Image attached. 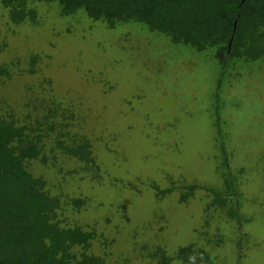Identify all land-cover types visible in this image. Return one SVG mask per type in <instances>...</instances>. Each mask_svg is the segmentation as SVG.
<instances>
[{
	"label": "rangeland",
	"instance_id": "374dc122",
	"mask_svg": "<svg viewBox=\"0 0 264 264\" xmlns=\"http://www.w3.org/2000/svg\"><path fill=\"white\" fill-rule=\"evenodd\" d=\"M38 4L36 23L14 24L0 0V66L12 73L0 78V99L26 113L27 102L51 96L73 108L76 124L85 118L74 129L91 138L98 168L57 153L33 169L55 193L88 198L84 209L70 213L72 223L96 229L90 251L106 264H161L158 245L171 256L194 243L209 254L202 264H264V172L248 175L244 160L257 154L264 170L262 64L223 66L214 48L196 50L142 23L111 28L82 9L64 15L56 1ZM33 54L40 60L30 73L23 58ZM222 69L227 74L219 84ZM236 94L254 111L249 122L241 123L245 111L230 107ZM218 103L231 172L246 167L238 178L242 195L233 198L242 224L228 216L230 203L227 210L210 205L205 189L223 185L229 172L215 158ZM191 184L200 188L181 202L182 186Z\"/></svg>",
	"mask_w": 264,
	"mask_h": 264
},
{
	"label": "trees",
	"instance_id": "16d2710c",
	"mask_svg": "<svg viewBox=\"0 0 264 264\" xmlns=\"http://www.w3.org/2000/svg\"><path fill=\"white\" fill-rule=\"evenodd\" d=\"M52 1L59 3L64 15L82 9L91 19L103 20L111 28L139 22L196 50L214 48L223 66L233 60L238 69L255 63L264 67V0H1V3L11 22L22 24L36 23L38 3ZM39 60L35 54L29 59L24 57V63L29 64L27 71L34 73ZM226 74L222 69L219 84ZM5 76H12L8 65L0 66V78ZM260 79L263 84L264 79ZM240 95L234 96L236 102L231 101L230 107L246 112L248 117L242 118L243 124L253 119L254 111L250 105L243 106ZM217 98L219 101V93ZM63 103L61 99L44 96L27 102L24 106L27 112L22 113L8 99H0V264H106L104 257L90 251L93 240L99 236L96 229L72 223L70 209L78 213L87 205L88 198L55 193L47 178L33 169V162L47 164L55 161L57 153L79 159L92 169L98 168L91 138L74 129L76 125L82 126L85 118H79L76 124L75 111L72 107L63 108ZM219 106L220 103L215 124L220 142L215 143L218 145L215 158H220L219 168L229 172L223 176V185H206L205 189L213 196L210 205L227 210L230 203L228 216L242 224L243 217L233 198L242 195L238 178L245 176L246 167L241 163L236 165L241 167L236 174L231 172L233 153L225 146L227 122L221 118ZM259 109L258 113L262 108ZM255 155L250 159L244 156L251 168L248 175L264 172ZM260 156L264 158V154ZM156 186L160 191L159 185ZM199 186H182L181 202L194 196ZM158 246L157 255L165 259V264L173 259L202 264L210 258L204 248H197L194 243L179 246L171 256Z\"/></svg>",
	"mask_w": 264,
	"mask_h": 264
}]
</instances>
